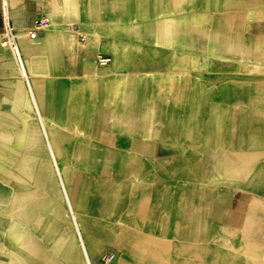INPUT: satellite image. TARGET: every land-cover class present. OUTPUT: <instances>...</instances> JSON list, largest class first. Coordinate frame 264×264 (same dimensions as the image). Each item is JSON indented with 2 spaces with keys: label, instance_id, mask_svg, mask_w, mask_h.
I'll return each instance as SVG.
<instances>
[{
  "label": "crops",
  "instance_id": "0c3cea01",
  "mask_svg": "<svg viewBox=\"0 0 264 264\" xmlns=\"http://www.w3.org/2000/svg\"><path fill=\"white\" fill-rule=\"evenodd\" d=\"M46 2L0 0V264H264V0Z\"/></svg>",
  "mask_w": 264,
  "mask_h": 264
},
{
  "label": "built area",
  "instance_id": "2783aa9c",
  "mask_svg": "<svg viewBox=\"0 0 264 264\" xmlns=\"http://www.w3.org/2000/svg\"><path fill=\"white\" fill-rule=\"evenodd\" d=\"M49 20L46 17H43L39 20H36L34 23V26L27 31L28 36L30 38H35L38 31L43 30L49 26ZM1 44L4 46H7L12 52H14V57L19 65V68L22 72L23 78L25 81H27V76L25 71L22 68L21 59L19 55V51L17 49V41H16V34L13 31L12 27H10L8 24L4 27V35L3 40L1 41ZM96 63L99 66H105L109 63L110 57L108 55H105L103 53H97L96 55ZM112 257V254L109 253V255L106 257V259H109Z\"/></svg>",
  "mask_w": 264,
  "mask_h": 264
},
{
  "label": "rangeland",
  "instance_id": "374dc122",
  "mask_svg": "<svg viewBox=\"0 0 264 264\" xmlns=\"http://www.w3.org/2000/svg\"><path fill=\"white\" fill-rule=\"evenodd\" d=\"M20 0H15V2H19ZM72 1V0H71ZM73 1H75L76 2V0H73ZM234 1V0H233ZM250 1V0H249ZM49 2H50V0H47V2L45 3V5H46V7H47V11H49L48 10V5H49ZM216 3H217V1H216ZM88 8H89V3H88ZM10 52H11V55H12V58L14 59V61H15V63H16V60H15V57H14V52H12L11 50H10ZM16 66H18L17 65V63H16ZM8 83H9V81H8ZM9 86H10V83H9ZM12 113V112H11ZM11 113H9V116H10V114ZM14 114V113H13ZM10 131H11V129H9ZM9 131V132H10ZM224 244H225V247H227L228 249L229 248H231L232 246H234L232 243H226V241H224ZM172 247H174L173 245L172 246H169V248H172ZM233 248V247H232ZM231 248V249H232ZM109 254H107L106 256H108ZM253 259L255 258V257H252ZM251 258V259H252ZM252 259V260H253ZM256 259L257 258H255L253 261H256ZM103 260L104 261H106V257H103ZM260 261H264V257H263V259L261 260L260 259ZM198 262H199V264H202V263H204V262H206V256H205V253L202 251V250H200V256L198 257ZM264 263V262H263Z\"/></svg>",
  "mask_w": 264,
  "mask_h": 264
},
{
  "label": "bare ground",
  "instance_id": "6f19581e",
  "mask_svg": "<svg viewBox=\"0 0 264 264\" xmlns=\"http://www.w3.org/2000/svg\"><path fill=\"white\" fill-rule=\"evenodd\" d=\"M49 9H50V8H49ZM48 30H49V29H48ZM180 156H181V155H180ZM214 157H215V156H214ZM208 158H209V157H208ZM53 162H54V161H53ZM57 172H58V171H57ZM83 232H84V231H83ZM90 233H91V232H90ZM78 235H79V234H78ZM94 235H95V234H94ZM98 238H99V237H98ZM81 244H82V243H81ZM84 250H85V249H84ZM84 250H83V251H84ZM85 254H86V253H85ZM83 257H84V256H83ZM88 258H89V257H88ZM255 258H256V257H255ZM255 258H254V259H255ZM252 259H253V258H252ZM254 259H253V260H254ZM259 261H260V259H259ZM84 262H85V261H84ZM263 262H264V261H263Z\"/></svg>",
  "mask_w": 264,
  "mask_h": 264
}]
</instances>
